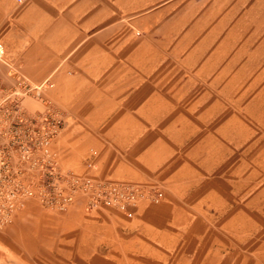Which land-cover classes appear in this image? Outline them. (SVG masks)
<instances>
[{
  "label": "crops",
  "instance_id": "crops-1",
  "mask_svg": "<svg viewBox=\"0 0 264 264\" xmlns=\"http://www.w3.org/2000/svg\"><path fill=\"white\" fill-rule=\"evenodd\" d=\"M23 3L0 80L8 66L48 82L42 98L66 121L53 145L61 169L152 184L162 200L131 219L87 211L81 194L62 213L28 200L6 229L23 251L11 260L175 264L215 220L227 232L264 217V0Z\"/></svg>",
  "mask_w": 264,
  "mask_h": 264
},
{
  "label": "built area",
  "instance_id": "built-area-1",
  "mask_svg": "<svg viewBox=\"0 0 264 264\" xmlns=\"http://www.w3.org/2000/svg\"><path fill=\"white\" fill-rule=\"evenodd\" d=\"M4 57L0 42V63ZM6 76L9 83L0 80V228L9 225L28 200L46 213H62L81 194L85 210L105 208L126 219L133 218L140 204L162 200L155 185L61 169L53 145L66 121L42 98L48 82L32 85L11 67ZM37 104L40 108L34 107Z\"/></svg>",
  "mask_w": 264,
  "mask_h": 264
},
{
  "label": "rangeland",
  "instance_id": "rangeland-1",
  "mask_svg": "<svg viewBox=\"0 0 264 264\" xmlns=\"http://www.w3.org/2000/svg\"><path fill=\"white\" fill-rule=\"evenodd\" d=\"M89 1L120 4L124 0ZM130 1L133 4L140 2V0ZM25 5V3L13 5L10 10L0 11V42L5 48L4 60H8V62L10 57L5 45L7 43L9 46H13L18 41V37L23 36V34L21 35L19 19L26 14ZM135 29L138 28L133 27V32L137 31ZM9 65L12 66L11 62ZM8 68L5 66V69ZM244 208L251 212V202H245ZM260 210V214H264L262 212L264 211V204L260 205ZM225 221L215 220L212 234L198 247V250L189 253L176 252L175 264H264V217L234 220L228 224L230 228L227 232L224 230L226 226H222ZM220 222L222 225L219 224ZM10 225L0 228V248L4 252L2 255L0 254V264L2 260L10 258L12 254L17 256L23 253L12 244L10 236L6 234V229ZM2 244L7 248V252L1 247Z\"/></svg>",
  "mask_w": 264,
  "mask_h": 264
},
{
  "label": "trees",
  "instance_id": "trees-1",
  "mask_svg": "<svg viewBox=\"0 0 264 264\" xmlns=\"http://www.w3.org/2000/svg\"><path fill=\"white\" fill-rule=\"evenodd\" d=\"M3 253H4L3 250L0 248V254L2 255ZM5 259L6 260H4V261H5L6 264H17L15 261H13L11 259H7V258H5Z\"/></svg>",
  "mask_w": 264,
  "mask_h": 264
}]
</instances>
